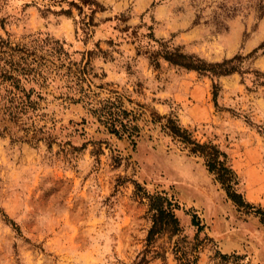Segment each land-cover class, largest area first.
<instances>
[{
  "label": "rangeland",
  "instance_id": "rangeland-1",
  "mask_svg": "<svg viewBox=\"0 0 264 264\" xmlns=\"http://www.w3.org/2000/svg\"><path fill=\"white\" fill-rule=\"evenodd\" d=\"M97 1L104 10L95 23L121 16L119 30L150 27L156 40L207 63L249 56L241 70L248 74L212 79L162 59L155 66L143 54L159 48L147 39L82 43L75 9L69 17L46 12L40 0H0V63L31 69L37 82L21 86L41 94L32 96L40 111L16 124L0 101V264H135L151 225L142 190L156 186L177 191L181 232L158 238L146 264H264V225L254 210L237 211L202 161L151 123L175 120L198 143L216 145L237 192L264 209V0ZM116 98L138 118L134 144L89 111L90 102Z\"/></svg>",
  "mask_w": 264,
  "mask_h": 264
},
{
  "label": "trees",
  "instance_id": "trees-1",
  "mask_svg": "<svg viewBox=\"0 0 264 264\" xmlns=\"http://www.w3.org/2000/svg\"><path fill=\"white\" fill-rule=\"evenodd\" d=\"M40 1L46 3L45 5L43 4V7L46 8V12L51 8H56L58 11L54 13L70 17L72 15V9L77 11L78 16L75 20V34L76 39L79 42L85 43L87 40L95 38V46H98L100 42L105 41L111 47L113 42H115L114 40L119 35V44L131 43L136 46L140 44L142 39H147V46L154 43L159 48L154 53L146 52L143 54L146 55L148 61L154 63L155 66L158 65L157 60L162 59L171 66L186 71H194L201 76H208L212 79H218L234 73H238L239 75L245 73L248 74V72H241V70L244 61H246L249 56L244 57L238 53L233 57L223 59L220 62L207 63L193 54L182 52L181 48L171 46L166 41L156 40L150 27L146 29L147 34L140 32L143 28L142 25L137 27H125L119 30V25L126 21L121 16L95 23V15L104 10L97 0ZM113 22L115 25H113L112 28L111 26H106L107 23ZM101 25L106 27L102 28ZM109 29L117 34L114 39H111L110 37L105 39L103 36V33ZM138 50L139 49H137V54L139 53ZM1 60L2 59H0V61ZM31 72L32 70L27 66L21 67L11 61L3 60L2 64L0 63V101L3 104L2 111L3 115L14 124H16L22 116L40 111L37 101L33 100L32 96L35 95L38 100L41 98V94L38 92L35 93L33 89L26 91L21 86L23 82H37L38 79L36 75ZM260 76L264 77V74H260ZM262 84H264V82ZM217 92L218 86L214 83L213 97L215 104ZM88 105L90 106L89 111L93 117L100 125L106 128L109 134L116 136L118 139L127 138L133 144L135 143V139L140 130L137 125L138 118L135 113L126 111L121 98H116L114 100L104 99L101 103H98L97 106L93 105L91 102L88 103ZM163 120L165 123L161 124V121ZM151 123L158 126L172 140L177 141L182 149L187 151L190 158L194 157L195 159L202 161L207 173L212 176L213 181L224 192L227 201H229L237 211L242 212L243 210L245 214H251L250 211L254 210V217L264 225V209L260 206H255L246 202L242 194L237 192L236 186L238 185V178L224 152L214 144L198 143L192 138L190 133L183 129L175 120L156 116V120L151 121ZM24 132L27 133L26 131ZM37 133L43 134L41 129L38 130ZM37 133L34 134L33 140L36 142L42 141V139H35ZM117 160H120V158ZM135 187L138 191L142 190L137 183L135 184ZM174 190L173 187L159 189V186H156L151 191L142 190V197L147 201L151 225L145 238L146 249L143 252V256L135 264L147 263L146 256L149 254L158 238L167 235L168 238L172 240L173 237L180 234L181 229L177 218V212L181 211V207L175 196L177 191L174 192ZM188 204L190 205L189 209L197 208L202 211L204 210L196 207L193 203H187V205ZM189 209L188 211H185V213L190 216L191 225L196 228L197 233H200L204 226L201 225L198 215L194 212L190 213ZM175 255L177 256V254ZM154 258H163V256L157 253ZM176 258L180 261L178 256ZM181 264L190 263L186 259V263Z\"/></svg>",
  "mask_w": 264,
  "mask_h": 264
}]
</instances>
